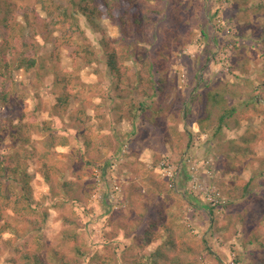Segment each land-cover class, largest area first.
Returning <instances> with one entry per match:
<instances>
[{
	"label": "rangeland",
	"instance_id": "1",
	"mask_svg": "<svg viewBox=\"0 0 264 264\" xmlns=\"http://www.w3.org/2000/svg\"><path fill=\"white\" fill-rule=\"evenodd\" d=\"M15 1L16 11L9 18L15 29L1 28L2 38L19 46L25 15L34 21L30 9L35 8L42 21L36 33L27 28L24 36L40 47L46 71L38 68L15 73L8 86L10 101L0 106V156L19 157L31 177L35 205L47 211L48 217L44 222L36 214L6 212L0 219V264H24V256H37L43 264H134L166 235L158 222L153 244L141 249V237L152 217L164 219L166 229L177 236L179 244L192 249L188 259L192 264L255 261L258 246L253 238L262 229L251 226L249 217L258 205L250 200L249 210H245L249 195L244 196L243 188L257 175L264 159V113L260 118L242 120L245 128L239 133L248 127L261 137L262 142L254 147L256 159L239 162L227 172L231 163L207 144L212 132L199 128L201 106L189 101L194 91L199 95L219 88L235 91L239 79L264 73V43L257 44V37L249 31L259 20L251 15L253 25L242 37L243 21L229 22L234 14L232 0H162L153 8L160 13L148 14L146 7L139 11L137 34L130 23L122 37L118 24L107 19L98 22L97 32L84 21L82 42L105 39L109 50L121 59L129 52L135 55V60L119 61L120 75L115 76L100 47L101 64L92 67L77 68L71 60L74 48L65 45H58V54L52 56L59 32L46 40V15L38 2ZM123 1V11L129 15L140 5L138 0L129 6ZM202 4L207 6L213 24H204L196 17ZM150 6L155 7V2ZM202 14L199 16L207 20L206 13ZM202 26L208 37L202 35ZM242 49L247 58L239 54ZM149 60L154 64L153 76L146 72ZM55 72L67 89L57 86ZM140 72L144 74L141 90L149 89L148 80L153 77L156 84L163 80L165 97L158 93L150 102L140 93L137 97L129 94ZM60 97L68 101L65 108L57 110ZM132 99L147 101L143 117L134 119ZM159 107L163 108L161 113L157 112ZM219 115L213 114V126H217ZM38 122L53 129L60 146L45 150ZM230 133L224 131L223 136L228 138ZM163 165L174 168L173 176L165 175ZM183 170L189 177L186 185ZM254 186V190L263 191V178L257 176ZM209 204L216 207L214 222ZM239 215H244L245 222ZM18 236L27 238L20 242ZM17 243L25 250L15 252Z\"/></svg>",
	"mask_w": 264,
	"mask_h": 264
},
{
	"label": "trees",
	"instance_id": "2",
	"mask_svg": "<svg viewBox=\"0 0 264 264\" xmlns=\"http://www.w3.org/2000/svg\"><path fill=\"white\" fill-rule=\"evenodd\" d=\"M26 1V0H20ZM31 1V0H28ZM41 6V11L46 15V22L44 25L46 40L59 32V35L54 39V55L58 54V45H65L70 48H74V52L71 54V60L75 63L76 67H92L101 64V57L98 48L105 54V61L108 69L115 76L120 75L119 61L125 62L127 59L135 60L134 54H128V57L120 58L116 52L110 51L108 43L105 39H100L97 43L87 40L85 44L82 42V36L86 35V31L83 29L84 21L90 26L92 32H97L99 29L98 22L102 19H107L111 22L118 24L122 31V37L125 36L127 31V23H130L132 30L137 34L139 30V23L141 19L138 18L139 11L148 8V14L160 13V10L153 9L158 8L159 3L162 0H138L140 5L136 6L133 14L129 15L123 11L124 1L123 0H35ZM128 5L133 4L135 0H126ZM151 2H155V7L150 6ZM144 3L146 5H144ZM17 3L15 0H0V106H6L10 101V94L8 86L13 82L14 75L16 72L24 70L25 72H31L38 68L46 71L45 58L40 53V47L38 48L34 43L28 42L24 36L27 28L33 30L34 33L38 31V24L40 17H38L35 8H31L35 20L29 19V15H25L26 26L21 27L19 35V46L15 45L9 39H3L1 28L9 30L15 29L9 23L10 16L16 11ZM27 9V7H26ZM232 16L229 18L230 23H235L236 19H241L243 25L242 37L247 34V31L253 24L250 22L251 15L255 16L259 20V24L251 31L252 36L257 37V44L259 42L264 43V0H232ZM155 11V12H154ZM207 6L202 4V12L197 13L201 22L204 24L209 22L213 24V17L208 16ZM162 12V11H161ZM205 14L207 20H205L200 14ZM202 14V15H203ZM219 14V10L215 12V15ZM204 26V25H203ZM202 28V35L208 37L204 27ZM257 28L259 32H257ZM86 40V37H84ZM121 39H119L120 41ZM117 41V42H119ZM116 42V41H115ZM132 47L133 45L130 44ZM241 56L246 57L244 49L239 50ZM264 54V53H263ZM213 55V54H212ZM210 55V56H212ZM210 58V57H209ZM208 58L207 61H210ZM141 61V59H140ZM241 65L245 71L244 63ZM154 64L151 60L146 63V72L149 76H153ZM54 73V71H52ZM56 73V72H55ZM137 83L130 93H135L133 96L137 97L136 93L142 94L145 100H151L157 97L159 94L165 97V89L163 80L157 81L152 77L148 80L149 89L141 90L144 86V74L142 72L137 73ZM151 74V75H150ZM57 86L63 88L67 87L64 85V79L58 77L56 73ZM240 83L234 84L235 91H229L226 88L215 89L214 91H205L202 95L195 93L191 95L190 103L198 104L201 106L203 117L199 120V128L203 132L211 131L212 136L209 137L207 144L214 146V148L220 150L222 157L231 163V167H228L227 172L233 171V165L240 163H249L253 158L256 159L257 152L254 148L255 145L262 142L261 137L257 135L253 130L246 127V130L242 135L239 133L245 128L241 122L252 117L260 118V114L264 113V91H262L264 85V73L256 74V78H241ZM262 82V85H260ZM240 89L236 90V86ZM243 90V93H240ZM73 93V92H72ZM159 93V94H158ZM75 94V93H73ZM262 100H261V99ZM118 99H124L119 97ZM68 98H58V104L56 109L65 108L67 105ZM148 101V102H149ZM150 101V102H151ZM145 102L140 100L131 101V112L134 119L141 118L144 116L147 108ZM186 102H184L185 104ZM55 109V110H56ZM38 110V109H37ZM186 110V108H185ZM163 111L162 107L157 110L158 113ZM219 113L217 118V126L212 124V116L214 113ZM55 114L57 112L55 111ZM231 119L233 122L231 123ZM208 123L207 125L205 124ZM39 132L42 136H45L43 146L45 150H52L61 145L60 138L56 136L51 127L38 122ZM232 125V127H231ZM224 131L231 132L228 138H225ZM191 136V135H190ZM28 154L27 151H25ZM27 156V155H26ZM183 172L184 184H188L189 177L186 176L185 170ZM43 173L45 180L49 183L50 178L46 167H43ZM185 174V175H184ZM248 183L244 186V196L249 197L245 200V210L250 200L257 203V209L252 211V215L249 217L252 221V227L256 228L260 226L262 229L261 234H254V243L258 246V255L255 261L250 264H264V190L256 191L254 182L258 176L263 178L264 185V159L260 162L259 172L256 173ZM174 191L177 187L173 188ZM209 215L212 222L215 220L216 207L213 204L208 205ZM11 211L15 214L31 215L36 214L42 217L45 222L48 213L44 211L39 205H35V201L32 197L31 177L27 170L19 162V157L12 156H0V219L5 218L6 212ZM244 211V212H246ZM201 212V211H200ZM245 214V213H244ZM239 220L245 222L244 215H239ZM161 222L163 228H165L166 235L162 237L161 243L157 245L154 250L150 253H144L134 264H192L188 262L189 256L192 254V249L187 245L179 244V239L172 231L166 229L164 219L152 217L150 219L149 229L144 230L141 237V249L145 250L149 248L154 241V230L157 227V223ZM219 228H216V230ZM4 230H7L4 228ZM254 232V231H253ZM12 234L13 231H10ZM26 234L25 236H27ZM18 236L20 242L26 240L27 237ZM182 239V236H180ZM206 246V241L204 242ZM13 247L15 252L19 253L24 249L18 245ZM13 246V245H12ZM209 252L213 255L212 251ZM24 264H43L39 257L24 256ZM190 260V259H189ZM220 264H223L218 260ZM239 264V260L235 261Z\"/></svg>",
	"mask_w": 264,
	"mask_h": 264
},
{
	"label": "built area",
	"instance_id": "3",
	"mask_svg": "<svg viewBox=\"0 0 264 264\" xmlns=\"http://www.w3.org/2000/svg\"><path fill=\"white\" fill-rule=\"evenodd\" d=\"M164 166V168H163V172L165 173V175L166 176H173L172 174H174L175 173V170H174V168L173 167H170V166H165V165H163ZM218 197H219V195H218ZM213 205H215V204H213Z\"/></svg>",
	"mask_w": 264,
	"mask_h": 264
}]
</instances>
